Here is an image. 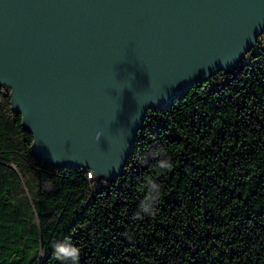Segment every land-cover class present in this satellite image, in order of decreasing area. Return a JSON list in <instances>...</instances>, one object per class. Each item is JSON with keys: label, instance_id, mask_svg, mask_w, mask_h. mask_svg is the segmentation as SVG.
<instances>
[{"label": "trees", "instance_id": "16d2710c", "mask_svg": "<svg viewBox=\"0 0 264 264\" xmlns=\"http://www.w3.org/2000/svg\"><path fill=\"white\" fill-rule=\"evenodd\" d=\"M260 35L230 70L148 109L115 178L39 158L0 84V264H61L59 243L78 264H264Z\"/></svg>", "mask_w": 264, "mask_h": 264}, {"label": "water", "instance_id": "95a60500", "mask_svg": "<svg viewBox=\"0 0 264 264\" xmlns=\"http://www.w3.org/2000/svg\"><path fill=\"white\" fill-rule=\"evenodd\" d=\"M263 32L264 0H0V84L39 158L115 178L148 109Z\"/></svg>", "mask_w": 264, "mask_h": 264}, {"label": "clouds", "instance_id": "9594fccd", "mask_svg": "<svg viewBox=\"0 0 264 264\" xmlns=\"http://www.w3.org/2000/svg\"><path fill=\"white\" fill-rule=\"evenodd\" d=\"M100 133L97 132L95 134L94 139L100 138ZM165 168L171 167L170 164H165ZM145 213L150 212V209L144 207L142 209ZM55 252L57 254V258L60 260L61 264H78L79 259V248L71 245L70 243H59L55 246Z\"/></svg>", "mask_w": 264, "mask_h": 264}, {"label": "built area", "instance_id": "2783aa9c", "mask_svg": "<svg viewBox=\"0 0 264 264\" xmlns=\"http://www.w3.org/2000/svg\"><path fill=\"white\" fill-rule=\"evenodd\" d=\"M259 40H260L262 43H264V34H261V35H260ZM88 175H90V174L88 173Z\"/></svg>", "mask_w": 264, "mask_h": 264}, {"label": "bare ground", "instance_id": "6f19581e", "mask_svg": "<svg viewBox=\"0 0 264 264\" xmlns=\"http://www.w3.org/2000/svg\"><path fill=\"white\" fill-rule=\"evenodd\" d=\"M258 39V38H257Z\"/></svg>", "mask_w": 264, "mask_h": 264}]
</instances>
